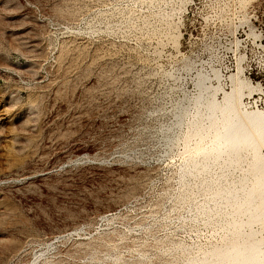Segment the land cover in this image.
I'll list each match as a JSON object with an SVG mask.
<instances>
[{
    "label": "rangeland",
    "instance_id": "374dc122",
    "mask_svg": "<svg viewBox=\"0 0 264 264\" xmlns=\"http://www.w3.org/2000/svg\"><path fill=\"white\" fill-rule=\"evenodd\" d=\"M238 68L264 111V0H0V264H183L178 247L215 244L181 165L197 79L220 98Z\"/></svg>",
    "mask_w": 264,
    "mask_h": 264
},
{
    "label": "bare ground",
    "instance_id": "6f19581e",
    "mask_svg": "<svg viewBox=\"0 0 264 264\" xmlns=\"http://www.w3.org/2000/svg\"><path fill=\"white\" fill-rule=\"evenodd\" d=\"M240 74L238 68L229 76L230 90L220 98L219 87H205L202 76L196 82L178 200L189 204L192 220L214 229L218 241L196 252L178 247L183 264H264V111L246 107L243 98L256 87ZM187 113L179 109L175 127ZM165 137L173 139L172 128Z\"/></svg>",
    "mask_w": 264,
    "mask_h": 264
}]
</instances>
